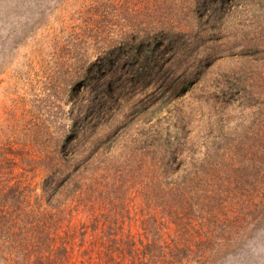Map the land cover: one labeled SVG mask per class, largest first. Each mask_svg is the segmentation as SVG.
Wrapping results in <instances>:
<instances>
[{
    "label": "rangeland",
    "instance_id": "1",
    "mask_svg": "<svg viewBox=\"0 0 264 264\" xmlns=\"http://www.w3.org/2000/svg\"><path fill=\"white\" fill-rule=\"evenodd\" d=\"M172 1L0 0V197L8 187L33 189L16 207L27 215L18 227L29 229L28 219L42 218L29 201L42 211L53 171L63 178L69 167L96 165L100 188L119 195L124 215L96 204L97 195L78 210L70 197L73 225L117 215L126 252L155 236L164 250L189 247L178 264H264V210L254 204L264 179L240 188L249 169L230 150L262 119L258 102L242 101L249 89L234 83L246 63L237 41L188 18L158 42L127 37ZM74 148L85 153L75 158ZM179 181L183 197L173 190L168 204L154 203L157 186Z\"/></svg>",
    "mask_w": 264,
    "mask_h": 264
},
{
    "label": "trees",
    "instance_id": "2",
    "mask_svg": "<svg viewBox=\"0 0 264 264\" xmlns=\"http://www.w3.org/2000/svg\"><path fill=\"white\" fill-rule=\"evenodd\" d=\"M172 3L167 10L156 11L150 25L140 27L127 37H139L142 44L158 42L170 33L178 31L176 22L188 18V21L194 24V28L197 23L203 31L213 32L212 36L215 38L237 41L241 48L239 57H244L242 60L246 63L239 69L242 74L234 78V83L243 84L249 89V94L245 91L239 93L237 88H231V91L241 94L243 103L245 98L250 100V97L251 101L258 102L261 105L262 119H259L260 123L256 119L258 121L256 124L253 123L252 128L245 123L240 125L239 130L247 128L245 135L250 128V137L242 138L243 140L230 149L237 156L244 158L241 160L243 169H249L248 172L242 170L243 177L236 179V183L242 188L250 185L255 175L264 179V0H173ZM123 41L117 44L123 45ZM252 104L250 102L246 105V109ZM75 148L71 154H74L75 158L83 156L85 152ZM91 157L92 154L85 156L84 159L87 161L92 159ZM248 161L253 163V167H247ZM101 168L89 164L75 165L67 169L68 173L63 178H59V171H53L42 184V192L46 199L42 200V211L36 210L29 201L30 212L33 214L35 211L34 215L42 217L38 223L28 219L29 229L26 223L18 227V219L26 218L27 215L18 211L16 207L17 202L23 197L30 196L33 189L25 186L21 192L15 194L17 191L15 186L8 187L7 192L0 197V203L9 202L8 207L12 209L1 211L0 214V264H158L157 258L162 256L172 257V261L164 260L162 264L180 263L189 247L175 243L170 251L164 250L163 246L158 245L155 236L152 242L143 245L140 252L132 248L126 252L124 238L121 235L122 224L119 223L120 218L117 216L124 215L122 214L124 207L118 203L121 200L118 194L106 193L100 188L104 177H96ZM99 179H102V182L99 183ZM182 184L184 181L166 183L167 189L157 186L158 196L154 198V203L159 202L161 206L168 204L174 196V192L170 193L173 190L179 192L177 196H182ZM86 195H97L99 201L96 204L105 210L108 207L121 208L113 212L117 215L109 220L110 223L105 220L107 214L100 213L91 216V223L73 225L71 223L73 208L68 209L67 201L71 197L78 210V203L85 206V200H91L92 197ZM146 197L149 201L153 200L150 192L146 193ZM254 202L257 208L264 210V183L261 190L256 193ZM90 203L93 204L92 201ZM2 217L6 221L9 220V225L3 227ZM28 218H31V215ZM75 250H81V255L73 256ZM73 257L76 258L73 260Z\"/></svg>",
    "mask_w": 264,
    "mask_h": 264
}]
</instances>
